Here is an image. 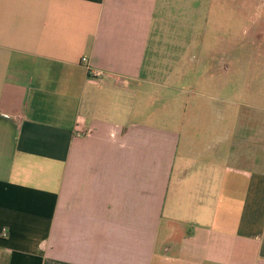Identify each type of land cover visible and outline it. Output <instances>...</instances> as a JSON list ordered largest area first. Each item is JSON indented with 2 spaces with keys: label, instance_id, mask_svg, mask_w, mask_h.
<instances>
[{
  "label": "crops",
  "instance_id": "obj_1",
  "mask_svg": "<svg viewBox=\"0 0 264 264\" xmlns=\"http://www.w3.org/2000/svg\"><path fill=\"white\" fill-rule=\"evenodd\" d=\"M208 3L0 0V264H264V91L230 126L157 107L210 74Z\"/></svg>",
  "mask_w": 264,
  "mask_h": 264
},
{
  "label": "rangeland",
  "instance_id": "obj_2",
  "mask_svg": "<svg viewBox=\"0 0 264 264\" xmlns=\"http://www.w3.org/2000/svg\"><path fill=\"white\" fill-rule=\"evenodd\" d=\"M206 11L202 35L195 40L192 52L194 59L210 61V74L206 75L209 67L203 63L199 64L203 65L201 67H188L197 82L178 83V90L161 96L157 106L163 109L165 105L167 109L164 113L168 119L162 121V125L178 132L187 120L195 122L198 117L208 116L197 111L187 115L192 108L202 109L203 106L214 110L220 118L224 116L227 126L240 116L247 122L252 114L251 104L256 101L250 86L264 91V35L259 36L256 50L253 28L255 23L259 26L264 23V0H209ZM213 60L219 66L216 72H212ZM251 74L255 82H251ZM215 75L223 76L224 82L217 83ZM259 93L257 101L264 100ZM202 94L203 99L198 96Z\"/></svg>",
  "mask_w": 264,
  "mask_h": 264
},
{
  "label": "built area",
  "instance_id": "obj_3",
  "mask_svg": "<svg viewBox=\"0 0 264 264\" xmlns=\"http://www.w3.org/2000/svg\"><path fill=\"white\" fill-rule=\"evenodd\" d=\"M82 62L86 64L88 62V60L86 58H83ZM95 75H96V77H99L101 75V73H96ZM79 134H80V132H78V135Z\"/></svg>",
  "mask_w": 264,
  "mask_h": 264
}]
</instances>
